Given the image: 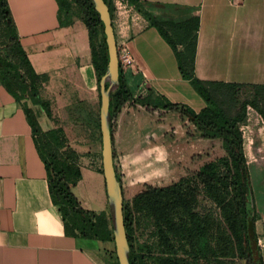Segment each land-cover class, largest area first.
<instances>
[{
    "label": "crops",
    "instance_id": "1",
    "mask_svg": "<svg viewBox=\"0 0 264 264\" xmlns=\"http://www.w3.org/2000/svg\"><path fill=\"white\" fill-rule=\"evenodd\" d=\"M121 1L118 11V0H112L113 29L115 40L126 43L133 57L124 74L133 99L150 96L151 101L160 98L198 112L203 103L181 78L171 47L127 0ZM141 1L146 12L163 21L199 18L197 79L264 85V0ZM7 2L34 72L46 76L49 84L74 86L80 101L98 109L99 119V87L82 21L71 20L63 27L55 0ZM25 108L33 111L39 133L33 131ZM37 109L41 108L17 102L0 83V264H113V242L74 237L65 230L49 193L46 158L39 144V135L49 130L43 128ZM79 170L81 178L72 193L82 209L108 219L103 174Z\"/></svg>",
    "mask_w": 264,
    "mask_h": 264
},
{
    "label": "trees",
    "instance_id": "2",
    "mask_svg": "<svg viewBox=\"0 0 264 264\" xmlns=\"http://www.w3.org/2000/svg\"><path fill=\"white\" fill-rule=\"evenodd\" d=\"M55 1L63 27H67L71 22L66 20L71 9L70 1L80 11V20L88 32L92 65L99 84L107 67L108 54L103 25L92 1ZM103 1L108 6L112 21L113 2ZM127 2L171 47L181 78L190 83L203 107L194 112L188 107L163 102L160 98L152 103H149L150 96L134 100L119 67V85L110 96L111 118L131 101L146 108L178 110L198 130L202 139L220 140L225 152V156L202 165L192 178L182 177L172 183L170 182L177 178V171L169 164V177L163 184L170 183L169 185L147 186L134 196L130 204L123 203L124 224L130 247L129 263L145 264L143 252L137 253L131 240L134 228L142 218L149 221L153 227L152 237L159 252L155 256L150 248L146 250L149 251L147 255L155 256L154 264H191L189 260L196 264L201 259L208 263L213 260V264H225V259H232L236 255L245 264H264L256 232L255 199L240 128L246 120L248 108L253 109L264 124V85L197 79L195 57L199 18L193 16L183 21H163L146 12L145 3L141 0ZM0 27L3 28V47L6 49V57H0L1 85L17 102L28 99L32 105L39 106L50 115L48 105L41 100L38 89L47 78L34 72L20 44L7 0H0ZM98 34L101 35L100 45H96ZM178 47L182 49L179 51ZM25 113L33 131L39 133L33 111L25 108ZM111 138L113 145L112 129ZM44 141L57 143L59 148L61 143L58 131L41 133L39 144L46 158L49 193L53 204L59 208L67 234L114 243L110 213L106 219L104 214H95L81 208L71 191V187L81 178L79 168L66 157L61 162L57 151L52 150L50 144L46 146ZM198 148V145H191L184 155L183 162ZM70 155L75 157L74 152ZM99 172L102 174L101 169ZM201 195L213 204V209L202 206L199 199ZM113 261V264H118L115 251Z\"/></svg>",
    "mask_w": 264,
    "mask_h": 264
},
{
    "label": "rangeland",
    "instance_id": "3",
    "mask_svg": "<svg viewBox=\"0 0 264 264\" xmlns=\"http://www.w3.org/2000/svg\"><path fill=\"white\" fill-rule=\"evenodd\" d=\"M70 4L71 9L66 20L81 19L78 8L71 1ZM2 30L3 28L0 27V57L5 58L6 49L3 47L5 39ZM100 44L101 35L98 34L96 45ZM73 87L66 88L58 83L47 82L38 86L39 96L47 103L50 113L47 115L42 109H37L42 118L43 128L58 131L61 145L57 148V143L47 141L44 143L46 146L50 144L51 149L57 151L61 162L66 157L78 168L102 171L98 109L93 111L87 101H80L76 95L78 90ZM23 102L31 105L28 99ZM149 103L152 101L150 100ZM134 104L137 103L127 102L114 113L112 119L114 165L122 185L125 205L130 204L133 195L142 192L148 184L156 186L165 184L169 177V164H172L174 171H177L176 179L192 178L202 165L225 156L220 140L202 139L198 130L178 110L164 113L152 107L145 109L139 104L137 106ZM240 128L256 205L258 244L264 259V124L259 115L248 108L246 120ZM184 143L198 145L199 148L183 162L184 155L191 147L188 148ZM71 152L75 153V157L70 155ZM199 199L202 206L213 209V204L202 195ZM215 212L218 215V211ZM152 232V224L141 218L131 235L134 249L137 253L143 252L145 256V264H154L153 258L159 252ZM148 248L155 255L154 257L147 255ZM189 262L195 264L190 260ZM196 264H213V260L208 263L201 259ZM225 264H245V262L236 255L232 259H225Z\"/></svg>",
    "mask_w": 264,
    "mask_h": 264
},
{
    "label": "water",
    "instance_id": "4",
    "mask_svg": "<svg viewBox=\"0 0 264 264\" xmlns=\"http://www.w3.org/2000/svg\"><path fill=\"white\" fill-rule=\"evenodd\" d=\"M103 25L108 63L98 87L100 94L99 124L101 133L102 174L105 182L108 209L112 220L115 256L118 264H130V247L124 224L123 192L117 176L111 138L112 118L110 96L119 85V64L116 40L108 6L103 0H91Z\"/></svg>",
    "mask_w": 264,
    "mask_h": 264
},
{
    "label": "built area",
    "instance_id": "5",
    "mask_svg": "<svg viewBox=\"0 0 264 264\" xmlns=\"http://www.w3.org/2000/svg\"><path fill=\"white\" fill-rule=\"evenodd\" d=\"M117 3L118 4L116 6V10L121 11V9L123 8V2L121 0H118ZM127 5L124 6L126 7ZM112 25H113V19H112ZM116 50L118 56V64L124 75L131 68L133 64V57L131 55V52L127 48L126 43L124 42H120L116 40Z\"/></svg>",
    "mask_w": 264,
    "mask_h": 264
},
{
    "label": "bare ground",
    "instance_id": "6",
    "mask_svg": "<svg viewBox=\"0 0 264 264\" xmlns=\"http://www.w3.org/2000/svg\"><path fill=\"white\" fill-rule=\"evenodd\" d=\"M259 125H260V124H259ZM259 125H258V126H259ZM255 126H257V125H255ZM254 129H255V127H254ZM250 132H251V131H250ZM250 132H249V133H250ZM256 135H257V134H256ZM243 139H244V138H243ZM246 140H247V139H246ZM247 143H249V142H247ZM243 145H245V144H243ZM253 145H254V144H253ZM244 147H245V146H244ZM257 147H258V146H257ZM257 149H258V148H257ZM244 150H245V149H244ZM246 151H247V150H246ZM244 153H245V152H244ZM256 154H257V153H256ZM257 155H258V154H257ZM260 157H261V156H260ZM246 159H247V158H246ZM262 244H263V243H262Z\"/></svg>",
    "mask_w": 264,
    "mask_h": 264
}]
</instances>
